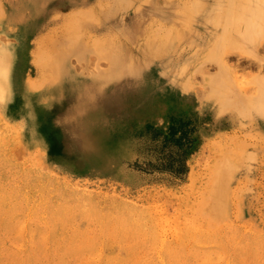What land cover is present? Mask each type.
Listing matches in <instances>:
<instances>
[{"label":"rangeland","instance_id":"rangeland-1","mask_svg":"<svg viewBox=\"0 0 264 264\" xmlns=\"http://www.w3.org/2000/svg\"><path fill=\"white\" fill-rule=\"evenodd\" d=\"M227 2L0 0V264H264V0ZM68 22L89 47L58 58ZM180 119L184 175L145 169Z\"/></svg>","mask_w":264,"mask_h":264},{"label":"bare ground","instance_id":"bare-ground-1","mask_svg":"<svg viewBox=\"0 0 264 264\" xmlns=\"http://www.w3.org/2000/svg\"><path fill=\"white\" fill-rule=\"evenodd\" d=\"M226 1H228L229 2V0H226ZM228 2L226 3L227 5H228ZM233 1H231L230 2V5H231V3H232ZM238 2V1H237ZM243 2V1H242ZM233 4V3H232ZM219 5V4H218ZM226 5V9H225V15H227V16H229L228 15V13L230 12V11H228V10H231V6L229 5V6H227ZM238 5V4H237ZM237 5H236V7H237ZM240 5V4H239ZM230 8V9H228V8ZM234 7V6H233ZM221 9V8H220ZM228 9V10H227ZM214 10V9H213ZM221 11V10H220ZM226 11H227V13H226ZM234 12V11H233ZM232 12V13H233ZM256 12H258V10L256 11V9H253V7H252V5L250 4V3H248V2H246L245 3V6H242V12L241 13H239V12H237V14H238V16H239V18H240V21H241V31H240V34L238 33V36H239V39L241 40V42L242 43H244L245 45L247 44V43H251V42H257V39H258V37H256L255 36V34H256V32L257 31H255V27H256V23H258L257 22V16L255 15L256 14ZM222 13V12H221ZM214 14H216V13H214ZM217 15V14H216ZM232 15V14H231ZM226 16V17H227ZM81 23H77V22H68V24H65L64 25V28H66V31H68V32H66L67 34H69L71 37H69V38H65V39H62L60 42L61 43H56L54 46H52L51 45V48H49V52L48 53H51V54H53V56H55L54 55V53L55 52H57V53H59L58 54V58H61V54L62 55H65V52L70 48V47H72L73 46V44L75 43V42H77L78 41V45H81L80 47V49H83L84 47H89L88 46V37H85L84 36V34H85V31L86 30H84V29H86V28H83V27H81V25H80ZM155 25V24H154ZM226 25V24H225ZM237 25H239L238 24V22H237ZM224 26V25H223ZM224 27H226V26H224ZM222 28V27H221ZM157 29V28H156ZM65 30V29H64ZM221 30H224V28L223 29H221ZM220 30V31H221ZM167 31V30H166ZM65 33V32H64ZM223 33H225V30H224V32ZM258 33V32H257ZM80 35H82V36H80ZM164 35V34H163ZM220 35H223L222 37H224L225 36V34H219V36ZM80 36V37H79ZM91 36V35H90ZM95 36L96 37H98L97 35H94V37H91V38H93V39H91V40H93V42L91 43L92 44V46L91 47H93L94 45H96V43L98 42V44H100L99 43V37L98 38H95ZM218 36V37H219ZM64 37V36H63ZM84 37H85V39H84ZM218 37H217V41H216V44L214 43V46H211L212 48V50L214 51V49L216 50V54L217 53H224L225 54V52H228V50H229V48H228V50L226 49L225 50V48H224V50L220 47V44H219V46H218V43H219V40H218ZM220 38L219 37V39H221V40H224L223 38ZM80 38H82L81 40H80ZM226 38H227V36H226ZM90 39V38H89ZM98 40V41H96V40ZM104 39V38H103ZM176 39V38H175ZM77 40V41H76ZM90 40V41H91ZM229 40V39H228ZM226 41H227V39H226ZM226 41H225V43H226ZM74 42V43H73ZM101 42V41H100ZM89 43V44H90ZM101 43H103V42H101ZM223 43V42H222ZM221 43V45H224V44H222ZM211 44H213V41L211 42ZM87 45V46H86ZM215 45H217V47L215 46ZM253 45V44H252ZM97 47H101V46H98L97 45ZM215 47V48H214ZM225 47H226V45H225ZM135 48V47H134ZM214 48V49H213ZM231 48V47H230ZM73 49V50H72ZM71 50L72 51H70V53H71V55L72 54H76V55H78V56H83V55H85L86 56V53L84 54V52H80V51H78L77 50V48H72ZM93 49V48H92ZM217 49H218V51H217ZM222 49L223 51H220V50ZM211 50V51H212ZM225 51V52H224ZM264 51V50H263ZM40 52L42 53L43 51H41V49H40ZM39 52V53H40ZM46 52V53H47ZM53 52V53H52ZM99 52V51H98ZM210 52V51H209ZM233 52V51H232ZM213 53H215V52H213ZM221 53V54H222ZM68 54H69V52H68ZM101 54V53H100ZM211 54V53H210ZM213 55V54H212ZM227 55V54H226ZM208 56V55H207ZM213 56H215V55H213ZM217 56V55H216ZM215 56V57H216ZM230 57V56H229ZM89 58V57H88ZM94 58V57H93ZM92 58V59H93ZM206 59H207V57H206ZM205 59V60H206ZM89 60V59H88ZM91 60V59H90ZM204 60V61H205ZM212 60V59H211ZM252 60V59H251ZM49 61H50V59H49ZM48 61V62H49ZM218 61V60H217ZM216 61V62H217ZM45 63V62H44ZM202 63V62H201ZM215 63V62H214ZM3 64L5 65V63H4V61H3ZM49 64V63H48ZM52 64H53V62H52ZM93 64V63H92ZM204 64V63H203ZM218 64V63H217ZM2 65V64H1ZM43 65H47V63L46 64H43ZM219 65V64H218ZM91 66V65H90ZM224 66V65H223ZM222 65H220V67H223ZM236 66V65H235ZM2 67V66H1ZM199 68V67H198ZM3 69L5 70L6 69V67H2V68H0V70H2L3 71ZM221 69V72H222V69L223 68H220ZM196 70V69H195ZM198 71V70H197ZM1 72V71H0ZM71 71H70V69H68V67L66 68H64L63 69V73L65 74V75H68L69 73H70ZM119 72V71H118ZM4 73L5 72H1V74L2 75H4ZM49 73V72H48ZM120 74V73H119ZM193 74V73H192ZM104 75L105 74H103V76H100L101 78H103L104 77ZM106 76V75H105ZM107 78L109 77V75H107L106 76ZM213 77V76H212ZM222 77H224L223 75H221L219 78H222ZM217 78V77H216ZM225 78H226V75H225ZM224 78V79H225ZM99 77L96 79V80H94L92 83H87V82H84V84H79V85H76V87H75V85H72V86H69L68 85V91H66V92H64V93H62L61 94V97H63L65 100L67 99V100H69V101H72V102H74V101H76L77 100V98H80V97H78L77 95L79 94V96H84V97H86L88 100H85L83 103H85V106L87 107H91L92 105H94V102H95V100L96 99H98V96H99V94H98V91L97 90H95V94H93V92H91V90L89 89V87H90V85L91 86H95L96 87V84L95 83H97V84H99ZM231 79V78H230ZM211 80V79H210ZM209 80V81H210ZM217 80V79H216ZM219 80V79H218ZM218 80H217V82L215 83V81H214V83L216 84V86H217V83H218ZM226 80V79H225ZM227 80H229V78L227 79ZM212 82H213V80H211ZM210 81V82H211ZM229 81H231V80H229ZM212 82H211V84H212ZM222 82V81H221ZM5 84H7V86H8V80H6V82H4ZM213 83V84H214ZM224 83H226V82H224ZM230 83V82H229ZM232 83V82H231ZM236 83V82H235ZM214 84V85H215ZM223 85V84H222ZM221 85V88H220V85L218 86V87H216V89H215V93H216V90L218 91L219 90V95H221L222 94V99L223 100H225L224 101V103H227V101H228V99H227V96H228V93L231 91V93L230 94H232V92H235V90L234 91H232V90H230L229 92H228V88H227V86L229 87V84L227 83V84H225V85H223L222 86ZM227 85V86H226ZM231 85V84H230ZM183 86H185V85H183ZM235 87V86H234ZM219 88V89H218ZM221 89H223L222 91H221ZM229 89H231V88H229ZM234 89V88H233ZM237 89V88H236ZM246 89H248L247 87H246ZM245 89V90H246ZM71 90V91H70ZM212 90H213V88H212ZM249 90V89H248ZM226 92H228V93H226ZM245 92V91H244ZM68 93V94H67ZM218 93V92H217ZM67 94V96H65ZM235 94H238V93H236L235 92ZM233 97V96H232ZM235 97L236 96H234V98L231 100L232 102H233V100L235 99ZM83 99V98H82ZM231 99V98H230ZM64 100V101H65ZM228 102H230V101H228ZM96 104V103H95ZM230 105H231V103H229ZM229 104H223V105H226V106H229ZM233 104H235V105H237V103L236 102H234ZM234 105V106H235ZM223 107V106H222ZM224 108V107H223ZM240 108V107H239ZM238 109V108H237ZM28 110V109H27ZM30 110V109H29ZM33 111V110H32ZM35 113V112H34ZM30 114V113H29ZM242 114H244V112L242 113ZM25 116V115H24ZM29 116H31V114L29 115ZM36 117V116H35ZM25 118V117H24ZM31 118H32V116H31ZM80 144H81V142H80ZM82 146V145H81Z\"/></svg>","mask_w":264,"mask_h":264},{"label":"trees","instance_id":"trees-1","mask_svg":"<svg viewBox=\"0 0 264 264\" xmlns=\"http://www.w3.org/2000/svg\"><path fill=\"white\" fill-rule=\"evenodd\" d=\"M151 132V131H150ZM158 137L155 161H147V170L166 171L181 178L186 172L185 157L195 143L194 126L187 119L170 122L164 131L154 130Z\"/></svg>","mask_w":264,"mask_h":264}]
</instances>
